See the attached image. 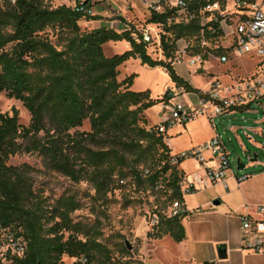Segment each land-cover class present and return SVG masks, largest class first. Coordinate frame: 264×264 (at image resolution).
<instances>
[{"label":"trees","instance_id":"trees-1","mask_svg":"<svg viewBox=\"0 0 264 264\" xmlns=\"http://www.w3.org/2000/svg\"><path fill=\"white\" fill-rule=\"evenodd\" d=\"M52 0H5L0 4V92L21 101L30 114L27 125L16 111L0 112V224L24 237L26 248L18 264H111L109 250L93 224L74 220L80 207L73 194L53 200L35 191L31 167L10 165L17 154L38 155L44 166L74 182L86 181L98 200L127 182L164 197L166 203L152 213L156 222L146 233L150 238L168 234L178 242L184 238L181 223L185 211L170 216L174 204L183 206L179 180L183 173L171 162L164 131L147 127L144 111L167 103L170 91L152 98L148 89H130L133 74L119 79L118 67L130 56L147 66L166 69L176 87L199 92L173 68L176 41L184 39L190 53L203 52L199 12L206 3L224 0H191L196 17L167 23L166 13H151L147 19L160 28L156 44L142 40L135 26L117 31L105 24L92 25L98 15H85ZM49 31L55 35L51 42ZM137 34V40L133 38ZM125 40L123 53L105 55L102 45ZM150 51L159 52L153 58ZM87 120L88 130H78ZM123 242L121 250L129 253ZM64 257L71 259L64 260ZM208 264V263H205Z\"/></svg>","mask_w":264,"mask_h":264},{"label":"built area","instance_id":"built-area-1","mask_svg":"<svg viewBox=\"0 0 264 264\" xmlns=\"http://www.w3.org/2000/svg\"><path fill=\"white\" fill-rule=\"evenodd\" d=\"M14 2V0H9ZM139 3L151 13H166L167 23L187 21L195 18L194 9L190 8L191 0H138ZM116 5L112 0H63V3L73 10L85 15H98L102 19L91 20L90 24H104L117 31L128 29L130 21L125 17V12L131 10L135 0H117ZM120 2V3H119ZM199 12H208V16L201 15L200 24L213 19L216 25H209L203 36L201 29L200 45L206 48L207 56H213L217 62L229 61L232 55H248L254 58L251 71L244 76H234L228 82H221L218 78L208 81L206 89L197 93V104L190 107L179 100L167 106L168 112L165 120L160 122L158 131H165L169 124L185 123L200 114L214 117L225 111L250 108L257 106L264 111V0H224L206 3ZM148 18L139 26H135L143 41L155 43L159 50L160 28L154 26V32L147 25ZM137 40V34L133 33ZM175 55L172 64H183L192 74L196 73L206 57L203 52L190 53L189 45L184 39L175 43ZM185 93L182 87H176V95ZM172 95V92H170ZM174 95V94H173ZM208 108H211L208 110ZM208 153V157L204 154ZM192 158L201 165V171H193L188 175L183 174L179 180L181 193L188 194L215 182H225L226 172L229 168V158L219 135L212 136L206 142L195 147L183 150L171 157L172 163L179 160ZM211 160L212 164L207 165ZM184 211L181 204L172 205L167 214L178 215ZM255 215L249 213L238 214L240 226V241L242 248L257 253H264V204H256ZM156 217L152 218V224ZM26 241L23 236L8 226L0 224V264H18L17 260L24 255ZM202 264V263H199Z\"/></svg>","mask_w":264,"mask_h":264},{"label":"rangeland","instance_id":"rangeland-1","mask_svg":"<svg viewBox=\"0 0 264 264\" xmlns=\"http://www.w3.org/2000/svg\"><path fill=\"white\" fill-rule=\"evenodd\" d=\"M4 1L0 0V4H3ZM112 1L119 6L117 0ZM59 3L60 1L58 0L50 2L51 6H56ZM132 7L131 10L125 12V17L132 25L139 26L146 18L150 17L149 10L141 5L138 0H135ZM147 25L149 27L152 26L151 23H147ZM151 29L154 32L153 28ZM49 38L51 42H55L56 40L55 35H52V31H49ZM123 41L125 40L105 42L102 45L104 54L109 56L114 53H123L125 51ZM110 46L114 50L111 51ZM147 52L153 58H159V52L150 51L149 48H147ZM253 65V57L244 54H231L229 61L220 64L216 63L213 56H207L201 65L204 70L194 73V76L183 64H175L174 71L182 77L189 79L187 81L194 88L201 89L207 85L205 81H209L212 76H217L221 82L226 83L234 76H244L252 70ZM123 73L134 75V90L149 89L150 96L154 98L158 93L162 95L165 89L170 92H172L171 90H175L174 86L169 88L171 79L168 74L163 73L160 66H147L140 63L137 57L130 56L124 61V66L122 67ZM185 94L193 97L196 96L194 103L197 104V92L187 91ZM262 100L264 101V97ZM184 103L186 104V102ZM13 110L16 111L17 120L20 124L27 125L29 123L30 114L21 101L9 98L4 92H0V112L12 113ZM167 112V108H161L155 113V116L167 114ZM203 115L206 116V114L198 116ZM225 120L222 122L217 120L215 123L218 127L217 135L220 136L227 149L230 164L228 172L236 173L238 177H241L245 173L264 170V148L257 147L255 143L260 142L264 146L263 109L257 106L254 111H237L234 117H231L230 121L233 124L248 129L247 134L239 132V140L225 128ZM175 123L169 125H174ZM147 127H149L148 123ZM255 127L259 128L258 132L250 129H255ZM77 129L88 130V121H83L82 125ZM202 136H204L203 133L196 138H201ZM237 159L244 165L243 168L237 169ZM7 163L10 165H29L32 168L31 175L35 191L48 197L50 200L62 194H73L80 204V207L72 213L73 219L81 220L86 224H93L98 227L99 238L109 250L112 259L111 264H144L150 245L158 239L147 237L146 233L151 229L152 211L155 208H161L166 203L163 196L150 190L141 191L127 182L124 186L109 192L106 200H98L94 196V190L89 183L86 181L74 182L60 172L46 168L41 158L36 154L21 153L13 155L8 159ZM256 191L251 201L264 204V188L259 187ZM168 209L169 206L165 211L167 212ZM123 242L128 244L129 253L122 252L121 246ZM159 258L164 260L166 264H173L161 253L159 254ZM64 260L70 261L71 259L64 257Z\"/></svg>","mask_w":264,"mask_h":264},{"label":"crops","instance_id":"crops-1","mask_svg":"<svg viewBox=\"0 0 264 264\" xmlns=\"http://www.w3.org/2000/svg\"><path fill=\"white\" fill-rule=\"evenodd\" d=\"M104 22L103 20L102 23L104 24ZM123 45L125 50L129 48L128 42L123 41ZM112 50L114 48H111ZM137 60L140 62L138 58ZM215 61L219 63L216 59ZM123 66L124 62L118 67L119 79L130 75L122 74ZM161 70L163 73L168 74L165 68L161 67ZM203 70L201 67L197 72ZM192 76L194 75L192 74ZM182 78L189 80L184 77ZM213 78L218 77L212 76L211 79ZM205 83L207 85L201 89L208 87V81H205ZM169 85V88L174 86L175 90H171L172 96L167 103L159 102L144 111L149 126L158 125L166 119L167 114L155 116V113L161 108L165 109L168 105L175 104L183 99L187 107L191 108L196 105L194 103L196 96L193 97L185 94L187 91L182 96H177L175 84H172L170 81ZM130 89L134 90L133 80ZM165 92L166 89L163 91V94ZM162 95L158 93L155 98H161ZM210 109L208 108V110ZM254 110L250 108L232 109L212 118L204 115L197 116L185 123H175L174 125L166 126L164 141L170 148L171 154L195 147L206 142L212 136L217 135L218 127L215 122L217 120L222 122L226 118L225 128L239 140V132L247 134L248 129L233 124L230 121L231 117H234L237 111ZM250 129L259 131L258 127ZM202 133L204 136L196 138ZM255 143L257 147L264 148L260 142ZM204 156L208 157V153H205ZM211 164V160H208L207 165ZM177 168L185 175L193 171H201V165L192 158L182 159L178 163ZM229 170L230 164L225 176L227 188H224L221 182H215L183 195L185 215L182 217L181 223L184 228V238L178 242L174 241L168 234L158 238L150 245L144 264H166L164 260L159 258L160 253L173 264H264V253H257L242 248L238 221V214L240 213L255 215L254 207L258 203L251 201V199L259 187L264 188V170L245 173L241 177H238L236 173L228 172ZM220 246H224L225 249V254L222 257H220L218 252L221 248Z\"/></svg>","mask_w":264,"mask_h":264},{"label":"water","instance_id":"water-1","mask_svg":"<svg viewBox=\"0 0 264 264\" xmlns=\"http://www.w3.org/2000/svg\"><path fill=\"white\" fill-rule=\"evenodd\" d=\"M243 164L242 163H240L239 162V159H237V169H240V168H243ZM221 248L219 249V255H220V257H222V256H224V254H225V249H224V246H220ZM128 248H129V246H128Z\"/></svg>","mask_w":264,"mask_h":264},{"label":"bare ground","instance_id":"bare-ground-1","mask_svg":"<svg viewBox=\"0 0 264 264\" xmlns=\"http://www.w3.org/2000/svg\"><path fill=\"white\" fill-rule=\"evenodd\" d=\"M150 27L154 29V26H153V25H152V26H150ZM149 50H151V47H149Z\"/></svg>","mask_w":264,"mask_h":264}]
</instances>
